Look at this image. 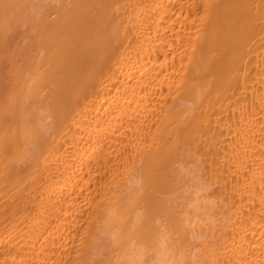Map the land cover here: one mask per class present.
Wrapping results in <instances>:
<instances>
[{
  "label": "bare ground",
  "instance_id": "1",
  "mask_svg": "<svg viewBox=\"0 0 264 264\" xmlns=\"http://www.w3.org/2000/svg\"><path fill=\"white\" fill-rule=\"evenodd\" d=\"M0 264H264V0H0Z\"/></svg>",
  "mask_w": 264,
  "mask_h": 264
}]
</instances>
